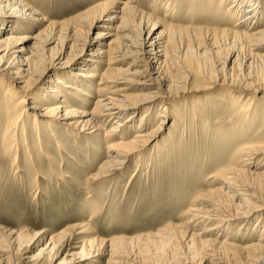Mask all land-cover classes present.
<instances>
[{
  "label": "rangeland",
  "instance_id": "374dc122",
  "mask_svg": "<svg viewBox=\"0 0 264 264\" xmlns=\"http://www.w3.org/2000/svg\"><path fill=\"white\" fill-rule=\"evenodd\" d=\"M25 1L35 8L39 14L37 16L45 22L43 21V25H33L15 33H36L48 23L73 19L97 3L110 0ZM173 3L175 10H167L163 8L164 4L161 5L157 1L153 9V0H142L137 7L149 13L153 12V15L166 23L164 38L168 60L163 66V73L169 78L179 74L185 79L177 84L176 88L171 89L170 96L164 100L165 103L159 100L149 108V111L153 112L145 122L147 121L148 128L156 127L160 123L161 116L156 113L159 104L165 105L170 111L174 110L176 116L165 119V123L160 125L162 129L157 144L149 146L140 155V161L131 157L132 159L114 173L115 176L113 174L101 181H93L91 176L98 171L97 166L105 160L107 144L103 142L102 136L76 138L74 130L59 124L57 131L66 147L58 152L53 134L42 128L36 133L31 125L28 132L33 139L32 147L36 150L39 148L35 134L41 136L46 151L51 152L56 162V168L52 169L44 155L38 156V168L48 178L47 181H41V187L47 189L46 194L35 195L33 175L36 168H23V180H19L17 175L13 174L12 168L8 171L11 158L0 150V159L3 160L0 168V230L7 232L26 228L33 233L42 232L44 229L48 232L45 240L38 245L25 242L18 248L15 244L10 245L3 241L0 247V264H7L10 257L8 264H69L70 254L80 252L84 240H109L113 237L124 238L125 243L118 247L120 256L117 258H122L128 264H207V254L210 251L203 247L201 238L215 239L220 243L241 247L259 238L260 232L259 228L256 231L255 220L259 219L258 215L264 216V210L251 215L246 225L239 227V224L235 223L230 228L221 227L219 230L206 232H203L205 223L186 225V215L183 212L200 193L221 187L218 184L220 173L229 167L237 166L239 144L247 146L251 142L264 140V128H261L264 125V89L256 91L249 99V93L252 91L248 88L233 86L225 89L216 83L226 80L241 85L258 78L264 80V49L251 45L250 39H239L236 41L241 43H236L220 36L219 31L234 28L236 22L235 18L227 16L228 7H224V0H173ZM165 14L168 16H164ZM90 15H87V23ZM122 17L128 18L129 14L124 12ZM83 20L74 23L78 32L83 31V36L88 34L94 38L97 32L104 30L98 25L89 30ZM18 29L19 26L16 31ZM8 32H2V36ZM110 32L108 41L113 39V34H119L115 30ZM113 44L118 46L119 40L116 39ZM96 45L97 43L86 47L82 55L89 59ZM101 47L103 50L106 48L104 45ZM78 65L80 63L70 66V69L50 70L36 84L34 92L42 91L52 83L51 74L72 77ZM2 83L7 86L4 81ZM210 84L214 86L210 88ZM2 91L4 88L0 87V92ZM127 92L135 94L138 91ZM233 94L236 99L244 98L258 104L256 119L250 125L245 124V118L252 115L249 107L242 110L237 104L230 103ZM68 97L70 101L74 99L73 94ZM77 100L79 108H89L92 106L94 94L90 98L81 95ZM4 105V98L0 97V130L6 124V115L2 112ZM29 105L31 104L28 103L27 107ZM143 109L136 115L137 119L143 117ZM241 113H245V116ZM99 123L104 128L108 127V122ZM123 130V135L127 132L125 140H129L134 134V130L129 127ZM24 159L25 157H22L19 162L21 166L25 164ZM59 173L67 175L63 176L64 182H58ZM100 199L104 203L99 202ZM92 203L102 205L94 212ZM253 204L257 206L256 203ZM82 205H88L86 210ZM79 223H88L89 231L78 234L79 230H69L68 236L57 242L53 252L45 251L52 237L72 224ZM192 233L197 236L194 240H189ZM97 248L98 245H95L90 249L95 253ZM251 254L253 255H250V260L246 255L237 256V253V258L233 257L237 263L264 264V254ZM254 255L259 259L252 260ZM107 258L108 256H96L91 260L76 259L74 264H106Z\"/></svg>",
  "mask_w": 264,
  "mask_h": 264
},
{
  "label": "bare ground",
  "instance_id": "6f19581e",
  "mask_svg": "<svg viewBox=\"0 0 264 264\" xmlns=\"http://www.w3.org/2000/svg\"><path fill=\"white\" fill-rule=\"evenodd\" d=\"M140 1L142 0L123 2L110 0L97 3L73 19L61 23H48L36 33L25 31L15 33L22 31L23 28H31L33 25H43L44 19L37 16L38 12L25 0H0V87L4 88V91L0 92V97L4 98L5 107L2 112L6 115V124L0 130V150L11 158L8 171L12 168L13 174L17 175L19 180H23L25 173L22 172L23 168H36L33 175V183L36 186L35 195L47 193V189L41 187V181H47L48 178L38 168V156L44 155L52 169L56 168V162L51 152L46 151L44 139L41 136L35 134L39 148L36 150L32 147L33 139L28 132L31 125L36 133L42 128L53 134L58 152L66 147L60 139L61 134L57 131L59 124L69 130H74L76 138L102 136L103 142L107 144L105 145V160L101 162L100 166H97L98 171L91 176V180L100 179L101 181L120 170L131 157L139 159L149 146H155L161 134L160 125L165 123V119H170L175 115L174 110L170 111L165 105L159 104L156 113L161 116L160 123L156 127L148 128L147 121L145 122V119L153 112H150L149 108L159 100L165 103L164 100L170 96L171 89L176 88V85L184 82L185 79L179 74L169 78L163 73V66L168 60L165 50L166 39L164 38L166 37L164 33L166 23L163 19L153 15V12L149 13L139 9L137 5ZM153 1V9L156 7L155 2L157 1L161 5L164 4L163 8L175 10L173 0ZM224 1V7H228L226 9L227 16L235 18L236 22L234 28H225L219 31L220 36L227 37L234 42L239 39H243V41L250 39L251 45L264 49V25H261L264 23V0ZM243 9L244 14H242ZM124 12L129 14L128 18L122 17ZM89 14L91 15L87 23ZM239 14L242 16L238 17ZM164 16H168V14ZM83 19L89 30L97 25L104 30L97 32L94 38L88 34L83 36L81 33L83 31L78 32L74 27L75 21ZM15 20L22 21L16 22ZM100 23L103 24L100 25ZM114 23L118 24L114 25ZM18 26L19 29L16 31ZM112 30L119 34H113V39L108 41ZM5 31L9 32L2 36V32ZM116 39L119 40L118 46L113 44ZM239 42L236 41V43ZM96 43L90 58L86 59L82 55L83 50ZM103 45L106 47L104 50L101 47ZM229 60L226 59V61ZM79 63L80 65L73 71L72 77L51 74L52 83L45 86L42 91L34 92L36 84L50 70L54 68L70 69V66L73 67ZM2 81L7 86H4ZM216 83L224 88L233 86L248 88L252 91L249 93V99L256 91L264 89V80L261 78L241 85L226 80ZM209 86L211 88L214 84ZM129 90L138 92L129 94L127 92ZM77 93L88 98L94 94L92 106L79 108L77 99H80V96ZM71 94L74 95V99L70 101L68 95ZM57 98L58 102L55 103ZM243 99H236L233 94L230 97V103L237 104V107L242 110L249 107L252 115L245 118V124L250 125L256 119L255 112L259 110V106ZM52 101L54 102L52 103ZM28 103L31 105L27 107ZM141 108L143 109L142 113H145L142 118L137 119L136 115L139 114ZM232 111L234 110L232 109ZM239 113H236L237 116ZM245 113H241V115L243 114L244 117ZM99 121L108 122V127H102ZM126 127L134 130V134L132 133L129 140H125L127 132L123 135V129ZM261 128H264V125ZM237 148L239 156L236 161V163L238 162L237 166L231 165L234 167H229L220 173V183L218 184L221 187L202 194L199 192L200 195L194 196V200L192 198L191 206L183 212L186 215V222H184L186 225L196 226L205 223L203 232L219 230L221 227L230 228L235 223L240 227V225L248 223L247 220L251 215L264 210V140L251 142L247 146L239 144ZM68 156L73 159L71 155ZM22 157H25L24 166L19 163ZM2 164L3 160L0 159V168ZM63 176L67 175L61 173L57 175L58 182H64ZM98 201L100 202L101 199ZM88 202L86 203L88 204ZM253 203H256L257 206H254ZM92 204L94 212L98 211L102 205ZM88 205H82L84 210ZM258 218L255 220V226L256 231L259 228L260 236L245 247L235 244L227 245L225 242L220 243L215 239L201 238L203 247L210 251L207 254L209 258L206 263L245 264L236 262V253L237 256L246 255L248 258L253 255L251 252L264 254V216L258 215ZM88 223L72 224L65 228L50 239L49 246L45 251L53 252L57 242L68 236L69 230H79L78 234H85L89 231L90 223ZM174 228L173 230H175ZM166 230L162 231L166 232ZM47 233L45 229L38 233H33L26 228L16 231L7 230V232L0 230V247H2L3 241L10 245L15 244L18 248L22 247L25 242L38 245L45 240ZM195 236L197 235L190 234L189 240H194ZM123 239V237H113L109 240L95 238L84 240L80 247L81 251L70 254L68 262L74 264L77 262L76 259L82 261L91 260L96 256H100V258L108 256L106 264H128L122 258H117L120 256L119 245L125 243ZM95 245H98V248L94 253L91 249ZM233 256L236 258L234 259ZM256 258L259 259L254 255L252 260ZM262 258L264 259L263 256ZM9 261H11V257L8 258L7 264Z\"/></svg>",
  "mask_w": 264,
  "mask_h": 264
}]
</instances>
